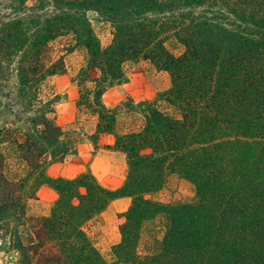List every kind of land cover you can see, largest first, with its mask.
<instances>
[{
	"label": "trees",
	"instance_id": "trees-1",
	"mask_svg": "<svg viewBox=\"0 0 264 264\" xmlns=\"http://www.w3.org/2000/svg\"><path fill=\"white\" fill-rule=\"evenodd\" d=\"M2 9H7L3 11ZM111 27L100 46L84 11ZM79 46L75 106L111 136L125 174L115 190L88 171L49 177L78 133L52 117L49 78L65 71L55 43ZM145 59L168 76L151 99L106 107L124 65ZM24 107L0 123V253L13 264H264V0H0V95L8 74ZM50 94H52L50 92ZM14 124V125H13ZM176 175L189 200L155 194ZM56 194L29 211L41 185ZM128 197L119 238L101 252L91 227Z\"/></svg>",
	"mask_w": 264,
	"mask_h": 264
},
{
	"label": "rangeland",
	"instance_id": "rangeland-1",
	"mask_svg": "<svg viewBox=\"0 0 264 264\" xmlns=\"http://www.w3.org/2000/svg\"><path fill=\"white\" fill-rule=\"evenodd\" d=\"M2 10L7 11V9ZM84 13L100 46H105L111 37L110 24L94 11L87 10ZM54 47L58 54L63 55L65 71L50 77L47 86L44 87L49 98L55 96L49 116L58 124L74 129L78 133L79 140L73 152L47 166L46 174L52 178H70L88 170L103 187L115 190L124 178V156L111 149L110 135L100 134L96 140H93L91 134L94 131L95 118L87 113H78L75 106L76 87L71 79L84 62V51L79 46L66 51L61 41L55 43ZM124 71L125 81L106 88L102 93L100 100L104 106L111 107L127 96L133 101L151 99L168 86L167 74L156 69L145 59L126 63ZM14 81V75L8 74L1 86V90L6 92L7 96L0 95V123L21 124L20 119L24 117V107L15 94ZM192 195V186L188 182L171 175L166 186L156 193L155 197L161 201L189 200ZM55 196V192L48 185L39 186L36 199L29 203V211L45 212ZM128 204V197L112 199L101 212L98 221L91 227L93 240L101 252H105L109 245L118 240V224ZM8 260L10 259L3 258L0 253V264H13Z\"/></svg>",
	"mask_w": 264,
	"mask_h": 264
}]
</instances>
